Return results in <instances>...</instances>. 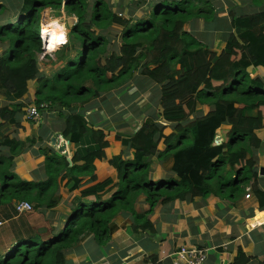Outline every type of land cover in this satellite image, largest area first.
Returning <instances> with one entry per match:
<instances>
[{"label":"trees","instance_id":"16d2710c","mask_svg":"<svg viewBox=\"0 0 264 264\" xmlns=\"http://www.w3.org/2000/svg\"><path fill=\"white\" fill-rule=\"evenodd\" d=\"M15 1L19 2L0 3V95L7 102L0 107V130L5 125L19 127L17 116L25 107L20 100L28 82L36 80L33 104L38 107L48 103L49 111L71 109L64 116L62 135L76 150L69 164L50 148L39 149L45 157L46 180L26 182L11 170L12 162L34 144L33 139L20 141L8 134L0 136L1 203L26 201L33 209L51 208L60 202L54 199L60 176L70 177L69 190L78 186L79 178L96 180L93 162L105 158L108 143L104 132L94 129L82 109L75 108L119 88L134 71L158 86V116L173 124L174 132L164 135L165 126L148 116L131 135L116 137L124 151L108 161L117 173L112 195L107 200L95 198L88 204L79 201L81 208L73 210L59 234L49 239L21 238L0 256V264H67L64 254L84 235L92 233L99 245L106 244L110 239L109 224L121 212L131 215L134 230L155 233L148 215L156 205L174 200L209 195L233 200L250 187L261 200L260 206H264V192L256 188V164L252 158V151L261 144L256 131L264 128V82L247 72L249 66L264 67V12L231 14L225 47L215 54L184 30L191 20H214L212 6L205 0H160L150 6L146 17L136 20L118 16L103 0L94 2L89 19L86 0H22L19 12L11 15L7 8ZM47 8L64 9L75 18L67 39L74 40L72 45L63 42L48 47L58 24H42L40 28V14ZM112 25L121 28V45L118 53L108 54V39L92 27L107 29ZM38 54L57 66L51 78L42 76ZM198 104L213 109L195 116ZM191 116L194 117L189 120ZM222 125L229 128L221 130L222 141L216 145V130ZM161 140L163 151L157 149ZM128 149H132L130 160L125 158ZM170 157L175 177L152 181V161ZM110 182L107 179L96 187ZM94 194L87 190L81 198ZM139 195H144L148 205L143 213L134 210ZM253 259L264 264V256L254 258L239 249L232 264H248Z\"/></svg>","mask_w":264,"mask_h":264},{"label":"crops","instance_id":"0c3cea01","mask_svg":"<svg viewBox=\"0 0 264 264\" xmlns=\"http://www.w3.org/2000/svg\"><path fill=\"white\" fill-rule=\"evenodd\" d=\"M86 1L88 2V0ZM91 1L88 2L89 10L92 9L96 0ZM103 1L118 16L122 17L124 14L126 18L136 20L140 17H146L149 14L150 6L160 0ZM205 1L212 6L214 20L212 22H204L202 19L191 20L184 26V30L192 33L200 43L215 54H220L225 47V39L230 31L231 14L243 16L264 12V0ZM1 2L2 0H0ZM61 12H64V9ZM261 24L264 25V22ZM47 63L46 60L38 61L37 59L41 73L40 64L46 67L49 66ZM247 72L250 77H257L264 82L263 66H249ZM45 74L51 78L53 73L50 74L49 71H46ZM131 83L136 91L131 95H125L124 91L130 90ZM150 83L147 82L148 90L142 93L140 88L133 81H130V85L127 83L128 86L123 89L120 87L103 92L100 97L82 107L75 108V111L82 109L85 120L91 122L94 129H101L104 132L105 140L108 143V147L104 150L105 158L95 159L93 162L96 180L90 181L87 176L79 178L78 186L69 190L67 184L70 177L61 178L60 176L57 181L58 190L54 196V199L58 198L60 201L58 205L51 208L44 206L38 209L34 208V211L25 214L18 215L15 212L16 201L0 202V256L14 247L21 238L37 236L40 239H49L59 234L73 210L78 208L79 201L88 204L94 201L95 198L107 200L112 195L116 188L111 186L117 182V173L108 161L124 151L120 141L116 140L115 134L126 126L120 125L122 124L120 121L121 129L116 132L107 130L113 127L112 124L116 123L113 121L116 117H112V114L116 107L124 105L122 97L135 101V98H143L144 96L146 103L142 112L146 114H142L139 118L132 117L129 120L131 123L128 122L129 124H127V126H130V124L132 126L125 129L129 130L126 136L134 133L148 116L153 117L155 114L152 103L147 99L150 97V92L152 96L157 94L156 99L159 103L158 86ZM37 87L38 82L36 80L28 82L27 92L20 100L25 104V107L23 108V114L17 116L16 123L19 124V127L5 125L0 130V136L8 134L9 137H15L20 141L33 139L34 144L25 148L21 154L14 158L11 170L20 180L34 183L46 180L45 157L38 150L50 148L54 152V149L49 145V139L53 134L58 133L62 140L68 141L66 147L70 158L76 150L74 144L62 135L64 116H67L71 109L62 112L42 111L37 122L26 118V109L35 105L33 101ZM155 88L156 91L153 92ZM128 95L130 97H127ZM150 99L152 98L150 97ZM4 101L3 104L6 105L7 102ZM124 108L125 106L121 109L123 115L129 114L130 107L126 112ZM212 109V106L198 104L195 116L206 115ZM158 111L156 114H158ZM193 117L191 116L189 120H192ZM157 118V121L165 126L164 135L167 136L174 132L173 124L159 117ZM228 128L229 126L222 125L216 130V145L222 141L221 130ZM256 136L260 139L261 144L259 148L252 151V158L256 164L255 182L256 188L264 192V128L257 130ZM159 143L157 149L163 151L165 146L162 140ZM3 152L6 153L7 151L4 150ZM131 153L132 149L128 151L125 158L132 159ZM172 162L171 157L166 161H152L151 180L157 182L175 177L171 172ZM107 179L111 181L109 184L104 187H96L97 183ZM87 190L94 191L95 194L87 198H81V193ZM245 191L244 194L233 200L209 195L206 198L194 197L184 201L174 200L166 205L158 204L148 215V221L152 223L155 233L134 230L135 224L131 215L127 212H121L109 224L110 239L106 244L99 245L95 241L94 235L88 233L64 254L65 259L67 264H146L150 261H155L156 264H172L175 257L174 253L180 250L181 247L204 250L205 261L203 264H232L239 249L245 254L254 256V258L262 257L264 256V221L260 222L259 219L262 216L261 211H263L264 206H260L261 200L255 196L250 187H246ZM247 194L249 195L248 198L245 197ZM134 210L136 213H143L148 210L144 195H139L136 198ZM256 222L258 223L256 224ZM257 261L253 259L248 264H258Z\"/></svg>","mask_w":264,"mask_h":264},{"label":"rangeland","instance_id":"374dc122","mask_svg":"<svg viewBox=\"0 0 264 264\" xmlns=\"http://www.w3.org/2000/svg\"><path fill=\"white\" fill-rule=\"evenodd\" d=\"M21 1L22 0H19V2L15 1V4L13 6L10 4V7L7 8V10H8L7 13H9L11 15H16V13L19 12V8L22 6ZM88 2L90 3L92 1L88 0ZM145 10L147 11V9H145ZM61 11H62V9L61 10H52V9H49V8H47L45 10H42V12L40 14V28H41L42 24L44 25V24H49V23H57L58 26H62L64 37H65L64 44L68 42L70 45H72L74 40L67 41V39H68L69 30L75 24L76 20H75V18L72 15L67 14L66 11H64V12H61ZM90 14H91V10H88L87 11V16H86L88 19L90 18ZM123 16L125 17L124 14H123ZM92 28L94 29L95 33L100 34V35H104L108 39V45H107V53L108 54H111L112 52L118 53L119 47L121 45V38H120L121 37V28L120 27L112 25V26L108 27L107 29H99L97 27H92ZM229 33L230 32H228V34ZM41 58L42 57L38 54L37 55L38 61L39 60L41 61L42 60ZM47 65H49V66L44 67L42 64H40L41 71H42V73H41L42 76H47V74H45L46 71H49V73L52 74L56 70L57 66H54L53 64H49V63H47ZM146 79L147 78L145 76L141 75L139 73V71L137 70V71H134L132 76H131V78L126 83H124L122 86H120V87L123 89L125 86H128L130 81H133V83H135V85H137L140 88V91L142 93H145L148 90L147 82L150 83V81L148 79H147L148 80L147 81ZM150 84L153 85V83H150ZM129 89H130L129 90L130 93H129V91H126V92L124 91L125 95H127V94L131 95V94L134 93V91H136V90H134V85L133 84L130 86ZM155 91H156V88H155V90L153 92H155ZM130 95H128L127 97H130ZM150 97L152 99H150ZM150 97H148L147 99L149 100L150 103H152V107L154 109L153 112H155L153 117L151 115L150 116L157 120L158 119L157 117H159V116L156 113H157L158 110L159 111L161 110L160 103H158V101L156 99L157 98V94L152 96V94L150 92ZM3 99L5 100V98L0 95V100H1L0 101V106L1 107L4 106V104H3L4 100ZM121 99H122L124 105H121V107H116L115 111H118V112L114 111L113 114H112V117H116L115 119H113V121H115L116 123L112 124V126H113L112 128H108L107 129L109 131L114 130V132H116L117 130L121 129L122 126L120 127V125H123V126L126 125L124 129L122 128L121 130H119L120 132H117L115 134V138L116 137H126V134H127V132H129V130H125V129L127 127H131L132 126L131 124H130V126H127V124L131 123V122H129V120L132 117L133 118H139V116H141L142 114H146L145 112H142L143 109H144L145 103H146V99H145L144 96H143V98H141V97L135 98V101L131 100V99H129V100L124 99V97H122ZM124 106H125V108H124L125 112L130 107L129 114L123 115V112L121 111V109H123ZM159 111H158V113H159ZM130 113H131L132 116L130 115ZM120 121L122 122V124L119 125ZM123 131H124V133H123ZM216 143H217V141H215V139H214V144H216ZM159 144L160 143H158V145ZM129 150L130 149L127 150V153H128ZM248 192H249V190H248ZM32 211H34V210L32 209ZM259 221L262 222V219H259Z\"/></svg>","mask_w":264,"mask_h":264},{"label":"built area","instance_id":"2783aa9c","mask_svg":"<svg viewBox=\"0 0 264 264\" xmlns=\"http://www.w3.org/2000/svg\"><path fill=\"white\" fill-rule=\"evenodd\" d=\"M48 108V103H42L40 106L32 105L26 109V118L33 122H37L41 117V111L46 110ZM246 198L249 195H245ZM15 212L20 215L23 213H28L32 211V205L26 201L16 202L15 204ZM262 216L260 219L264 221V209L261 211ZM258 222H256L257 224ZM174 258L172 264H203L205 261V252L202 249L193 248L186 249L181 247L176 253H174ZM146 264H156L155 262H148Z\"/></svg>","mask_w":264,"mask_h":264},{"label":"water","instance_id":"95a60500","mask_svg":"<svg viewBox=\"0 0 264 264\" xmlns=\"http://www.w3.org/2000/svg\"><path fill=\"white\" fill-rule=\"evenodd\" d=\"M67 144L68 141L62 140L61 136L58 133L53 134V136L49 139V145L51 146V148L54 149V151L59 155L64 156L67 162L70 163L71 158L66 147Z\"/></svg>","mask_w":264,"mask_h":264},{"label":"clouds","instance_id":"9594fccd","mask_svg":"<svg viewBox=\"0 0 264 264\" xmlns=\"http://www.w3.org/2000/svg\"><path fill=\"white\" fill-rule=\"evenodd\" d=\"M65 42L62 26H56L51 33V39L48 42V47L53 48L55 45ZM45 111V110H42ZM41 111V113H42Z\"/></svg>","mask_w":264,"mask_h":264}]
</instances>
